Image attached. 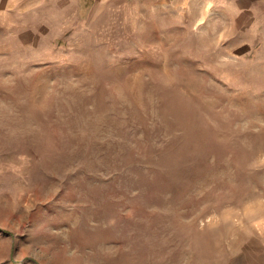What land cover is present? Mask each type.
Returning a JSON list of instances; mask_svg holds the SVG:
<instances>
[{
    "label": "rangeland",
    "instance_id": "1",
    "mask_svg": "<svg viewBox=\"0 0 264 264\" xmlns=\"http://www.w3.org/2000/svg\"><path fill=\"white\" fill-rule=\"evenodd\" d=\"M246 43L204 0H0V264L259 252L264 42Z\"/></svg>",
    "mask_w": 264,
    "mask_h": 264
},
{
    "label": "crops",
    "instance_id": "2",
    "mask_svg": "<svg viewBox=\"0 0 264 264\" xmlns=\"http://www.w3.org/2000/svg\"><path fill=\"white\" fill-rule=\"evenodd\" d=\"M135 1L144 2L147 0ZM152 1L160 3L182 0ZM204 2L206 8L220 11L223 31L229 29L238 34L240 41L247 42L246 50L257 47L260 45L259 42H264V0H204ZM251 42H254L256 46ZM261 47H263L262 43ZM260 246L259 252L246 251L245 256L239 259L238 264H264V230L262 231Z\"/></svg>",
    "mask_w": 264,
    "mask_h": 264
}]
</instances>
